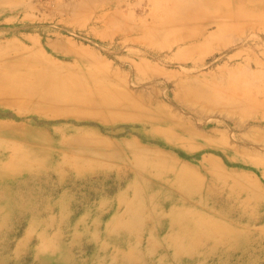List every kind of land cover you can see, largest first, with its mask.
<instances>
[{"label": "rangeland", "instance_id": "rangeland-1", "mask_svg": "<svg viewBox=\"0 0 264 264\" xmlns=\"http://www.w3.org/2000/svg\"><path fill=\"white\" fill-rule=\"evenodd\" d=\"M29 67L0 264H264V0H0Z\"/></svg>", "mask_w": 264, "mask_h": 264}, {"label": "bare ground", "instance_id": "bare-ground-1", "mask_svg": "<svg viewBox=\"0 0 264 264\" xmlns=\"http://www.w3.org/2000/svg\"><path fill=\"white\" fill-rule=\"evenodd\" d=\"M28 73L26 70L20 71L15 69L14 71H10L8 73L0 72V93H4L12 91L16 92L17 95H25L33 86V83H30V80L35 76L34 69L29 67ZM30 77V78H29ZM104 104L106 106L116 105V103L112 102L109 99H104Z\"/></svg>", "mask_w": 264, "mask_h": 264}, {"label": "crops", "instance_id": "crops-1", "mask_svg": "<svg viewBox=\"0 0 264 264\" xmlns=\"http://www.w3.org/2000/svg\"><path fill=\"white\" fill-rule=\"evenodd\" d=\"M213 1V0H212Z\"/></svg>", "mask_w": 264, "mask_h": 264}]
</instances>
